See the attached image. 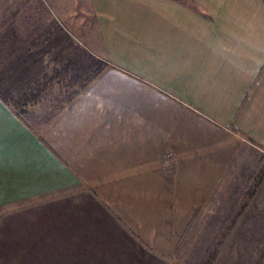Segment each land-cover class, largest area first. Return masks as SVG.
I'll return each instance as SVG.
<instances>
[{
  "label": "crops",
  "instance_id": "0c3cea01",
  "mask_svg": "<svg viewBox=\"0 0 264 264\" xmlns=\"http://www.w3.org/2000/svg\"><path fill=\"white\" fill-rule=\"evenodd\" d=\"M47 4L0 25V208H57L8 264H178L264 153V0H79L73 19ZM73 49L105 64L84 87L58 77Z\"/></svg>",
  "mask_w": 264,
  "mask_h": 264
},
{
  "label": "rangeland",
  "instance_id": "374dc122",
  "mask_svg": "<svg viewBox=\"0 0 264 264\" xmlns=\"http://www.w3.org/2000/svg\"><path fill=\"white\" fill-rule=\"evenodd\" d=\"M57 1L64 7L65 15L73 19L75 2L79 0H0V25L9 17H13V14H17V27L24 31L26 9L48 3L57 17ZM67 82L68 79H62V84L55 83L46 102L32 110L41 117L53 112L57 105L64 103L67 98V94H64ZM249 155L244 170L239 174V186L234 191L235 206H232L230 200L229 206L220 207L214 200L203 210L188 240V246L193 250L179 257L178 264H264V153L256 150ZM79 196L85 197L83 194L76 197ZM52 200L0 208V264L9 263V246L24 247L28 227L35 224L29 221L31 216L57 213L56 199L54 202H48ZM245 211L252 217L249 221H246L248 217ZM228 218L246 222L241 223L242 229L240 228L238 233H234V227L239 224L226 222ZM226 226L231 229L234 227L232 230H226ZM17 256L26 257L24 254ZM103 257L97 255L99 259ZM81 258L79 257V261Z\"/></svg>",
  "mask_w": 264,
  "mask_h": 264
},
{
  "label": "trees",
  "instance_id": "16d2710c",
  "mask_svg": "<svg viewBox=\"0 0 264 264\" xmlns=\"http://www.w3.org/2000/svg\"><path fill=\"white\" fill-rule=\"evenodd\" d=\"M65 37L66 47L69 48V37ZM105 68V64L101 62H95L91 57L86 55L83 51L73 49L71 53L66 56L65 63L62 65V70L57 71L58 77L62 74L71 72L69 84L70 86H76L80 84L82 87L89 84L94 78H96L102 70ZM35 96V100L38 99Z\"/></svg>",
  "mask_w": 264,
  "mask_h": 264
}]
</instances>
